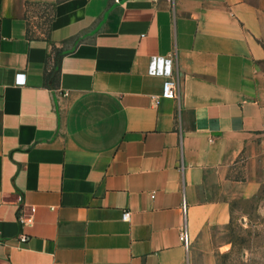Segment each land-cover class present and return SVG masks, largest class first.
I'll use <instances>...</instances> for the list:
<instances>
[{
  "label": "crops",
  "instance_id": "crops-1",
  "mask_svg": "<svg viewBox=\"0 0 264 264\" xmlns=\"http://www.w3.org/2000/svg\"><path fill=\"white\" fill-rule=\"evenodd\" d=\"M263 185L264 0H0V264H193Z\"/></svg>",
  "mask_w": 264,
  "mask_h": 264
},
{
  "label": "rangeland",
  "instance_id": "rangeland-1",
  "mask_svg": "<svg viewBox=\"0 0 264 264\" xmlns=\"http://www.w3.org/2000/svg\"><path fill=\"white\" fill-rule=\"evenodd\" d=\"M230 220L188 241L193 264H264V185L256 197L231 204Z\"/></svg>",
  "mask_w": 264,
  "mask_h": 264
},
{
  "label": "built area",
  "instance_id": "built-area-1",
  "mask_svg": "<svg viewBox=\"0 0 264 264\" xmlns=\"http://www.w3.org/2000/svg\"><path fill=\"white\" fill-rule=\"evenodd\" d=\"M147 73L149 76L154 77H161L163 78L161 93H160V99L165 100H174L177 97V83L175 81V78L173 76L172 71V59L171 58H164V57H152L148 64V70ZM23 74H18L16 76V84L22 85L24 83ZM159 99L155 100V104H158ZM182 212L184 214L185 212V205H182ZM130 218V213L127 211H124L122 213V221L128 222ZM24 217L19 216L18 222L19 224H24ZM180 240L183 244V246L186 248L188 245V235L186 230L183 228L180 232ZM27 237L21 236L20 240L25 241Z\"/></svg>",
  "mask_w": 264,
  "mask_h": 264
}]
</instances>
